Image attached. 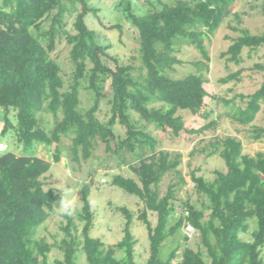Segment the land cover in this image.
Returning a JSON list of instances; mask_svg holds the SVG:
<instances>
[{
  "label": "trees",
  "instance_id": "obj_1",
  "mask_svg": "<svg viewBox=\"0 0 264 264\" xmlns=\"http://www.w3.org/2000/svg\"><path fill=\"white\" fill-rule=\"evenodd\" d=\"M235 1L120 0L118 7L140 36L141 66L134 74L136 67L111 55L106 37L89 26L87 17H99L100 9L88 0H0V110L4 111L0 139L12 137L20 148V153L8 145L0 150V264H49L54 246L63 254L56 259L57 264H81L80 253L85 255L86 264H139L135 250L138 240L133 233L135 214L129 208H119L125 217L124 236L119 242L106 246L102 239L92 236L95 216L90 184L83 187V208L78 213L81 229L73 215L64 214L67 223L62 226L65 235L60 242L51 243L38 234L63 197L54 188L46 189L43 177L54 161H60L64 152L60 145L65 138L71 139L69 152L79 164L88 160L102 141L110 155L116 154L138 177L118 173L112 184L143 201L138 219L147 227L150 245L144 264H264V151L244 153L243 141L235 135L211 140L203 151L221 155L227 170H216L212 180L192 172L199 199H185L184 211L171 223L178 207L177 191L186 183L178 168L182 155L159 148V141L143 129L144 123L155 121L160 128L178 135L185 127L182 117L176 115L179 109L201 114L209 94L205 72L211 61L204 39L220 27ZM67 2L77 12L76 32L67 35L74 65L71 80L51 56L56 39L66 32ZM46 19L51 20L48 29L43 28ZM111 28L121 30L122 26ZM183 42L196 46L203 60L194 63L196 72L176 78L168 71L180 62L174 52ZM262 46L264 32L241 29L223 56L239 63L244 48ZM256 68L264 70V64L258 63ZM233 78H239L238 73L222 81ZM106 80L110 93L104 89ZM82 89L94 94L89 108L82 104ZM105 98L110 116L101 120L97 113ZM242 98L245 106L234 100H226V104L233 103L230 114L234 120L248 125L264 102V83ZM155 101L161 106L151 107ZM46 114L52 117L51 124ZM117 124L125 127L122 139L116 137ZM215 125L213 121L190 131L202 132ZM251 137L264 138V127L253 126ZM38 144L48 148L55 145L53 160L37 153ZM168 173H174L176 181L161 195L159 184ZM150 212L157 215L155 225ZM252 221L257 226L252 240H246L242 234L249 232ZM185 225L199 231L210 262L188 245L182 247L190 240L188 233H181L183 242L177 236ZM170 238H174V245L166 251Z\"/></svg>",
  "mask_w": 264,
  "mask_h": 264
},
{
  "label": "rangeland",
  "instance_id": "obj_2",
  "mask_svg": "<svg viewBox=\"0 0 264 264\" xmlns=\"http://www.w3.org/2000/svg\"><path fill=\"white\" fill-rule=\"evenodd\" d=\"M89 4L100 9L99 17L89 15L87 21L90 27L95 28L101 35H104L105 43L110 45L109 53L120 59L122 63L133 64L137 74L141 61L138 57V48L140 47V36L138 29L126 17L121 7H118L120 0H88ZM71 3H66L68 11L64 15V30L63 34L56 39V47L51 52V56L60 63L62 71L67 80H71L73 76L74 65L70 59V51L72 45L68 42L67 35L76 32L74 22L77 12L72 11ZM264 0H236L231 9L224 16L220 27L209 38L204 39L208 48L211 61L209 62V71L205 72L208 81L205 82V87L208 95L205 97V104L201 110V114H193L190 110L179 109L176 115L182 117L185 127L180 133L174 134L171 129H162L155 121L144 123L143 129L154 136L159 141V148L170 151L179 152L182 155L181 164L178 166L182 175L186 179V183L180 190L177 191V211L173 214L171 223L176 222L180 214L184 211L183 201L192 199L196 201L199 195L194 188L192 172L197 175H202L207 179H214L216 170H227L225 160L221 155H207L203 151V147L209 145V142L218 137L227 135H235L243 141V152L251 155L258 151H264V138L254 140L251 135L253 126L264 127V102L261 109L257 113L256 118L251 124L243 125L234 120L230 114L232 111L231 103L226 104V100H234L237 105L245 106V100L242 95L254 93L264 83V70L256 68L258 63L264 64V46L250 50L244 48L241 53V61L235 63L228 60V56H223L233 40L241 34V29H246L251 33L264 32ZM51 20L46 19L43 22V28L48 29ZM120 24L122 29L111 28V25ZM179 63L174 64V68L168 73L176 78L183 77L191 72L197 71V66L194 64L197 61L203 60L201 52L196 46L183 42L177 46L174 52ZM135 57V58H134ZM238 73L239 78L230 79L228 82L222 81L223 78L232 74ZM105 92L110 93V83L106 80ZM82 104L85 108H89L94 102V94L91 91L82 89L81 91ZM151 107H160L158 101L152 102ZM110 104L105 99L100 104V109L97 113L101 120H107L110 116ZM208 113L205 117L203 114ZM50 124L53 119L47 115ZM11 117L14 119L13 113ZM216 121V125L202 132H191L192 129H200L204 125ZM16 122V121H15ZM4 125V111L0 110V131ZM117 139H122L126 136L125 127L117 124L115 127ZM8 147L20 153V148L17 146L15 139L7 136L1 138ZM116 140L112 142L115 146ZM70 138H65L60 145L64 151L60 161H54L51 169L43 177L45 188H54L57 191L69 193L67 199L75 198L76 211L73 217L79 224L81 229L82 223L79 221L78 213L83 208V187L85 184L91 185L90 201L91 208L95 216L92 236L102 239L106 246L115 245L123 236V228L125 217L121 206H125L134 212L133 233L138 240L135 245L136 257L139 264H144L149 256V239L148 230L145 223L138 219V215L144 207L143 201L136 195L126 192L122 188L112 184L115 174L121 173L125 176L138 177L133 174L126 164H121L116 154L110 155L106 150V144L102 141L94 151V154L88 160H82L81 164L72 158L69 152ZM53 147H46L43 144L37 145V153L46 160H53ZM128 160H131L128 157ZM128 162V161H127ZM95 171L91 174V171ZM105 178V181L103 180ZM176 181L174 173H168L164 176L159 184L161 195L165 194L171 183ZM62 199V198H61ZM60 201L56 204V212L52 213L46 222L40 227L39 235L45 237L51 243L60 242L65 235L62 226L66 225L67 218L60 209ZM149 218L155 225L157 215L149 213ZM257 226L256 221H252L249 232L242 234L246 240H252V231ZM181 233H188L190 240L183 242ZM183 242L182 247L189 246L196 251H199L203 257L210 262L207 249L202 245L199 231L190 227L183 226L181 232L177 235ZM174 238L167 240L164 250L169 251ZM182 250V249H181ZM264 255V251H263ZM63 254L58 246H54L49 254V264H57L56 259H61ZM179 259V258H178ZM176 261V260H175ZM79 262L86 264L85 255L80 253Z\"/></svg>",
  "mask_w": 264,
  "mask_h": 264
},
{
  "label": "clouds",
  "instance_id": "obj_3",
  "mask_svg": "<svg viewBox=\"0 0 264 264\" xmlns=\"http://www.w3.org/2000/svg\"><path fill=\"white\" fill-rule=\"evenodd\" d=\"M67 196H69V193H65V195L62 197L61 202H60V209L62 213L65 215H73L76 211L75 198L73 197L71 199H67L65 198Z\"/></svg>",
  "mask_w": 264,
  "mask_h": 264
},
{
  "label": "built area",
  "instance_id": "obj_4",
  "mask_svg": "<svg viewBox=\"0 0 264 264\" xmlns=\"http://www.w3.org/2000/svg\"><path fill=\"white\" fill-rule=\"evenodd\" d=\"M6 148H7V145L4 142L0 141V150H4ZM103 180L105 181V179Z\"/></svg>",
  "mask_w": 264,
  "mask_h": 264
}]
</instances>
